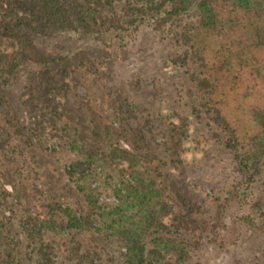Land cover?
<instances>
[{
    "label": "rangeland",
    "instance_id": "rangeland-1",
    "mask_svg": "<svg viewBox=\"0 0 264 264\" xmlns=\"http://www.w3.org/2000/svg\"><path fill=\"white\" fill-rule=\"evenodd\" d=\"M62 2L71 17L94 6L103 22L84 33L61 28L41 0H0V258L39 264L37 234L25 231L64 225L60 204L78 223L41 228L55 264H131L96 213L146 184L168 210L146 249L157 237L178 248L155 264H264V228L244 219L264 217V161L244 182L238 143L217 125L224 117L242 142L257 132L262 91L251 88L264 51L241 27H200L194 4L172 13L159 0ZM90 111L106 131L91 156Z\"/></svg>",
    "mask_w": 264,
    "mask_h": 264
},
{
    "label": "trees",
    "instance_id": "trees-1",
    "mask_svg": "<svg viewBox=\"0 0 264 264\" xmlns=\"http://www.w3.org/2000/svg\"><path fill=\"white\" fill-rule=\"evenodd\" d=\"M216 1L218 0H159L158 6L168 4L170 12L181 13L194 4L199 13L198 22L200 27L204 29L241 27L244 35H246L244 42L248 44V47L264 51V0H222L223 6L228 10L224 18L221 17L220 10L215 4ZM41 2L45 7L46 15L50 19L57 20L61 28H71L77 23L82 32L90 33L96 31L103 22L100 12L94 6H84L76 17H71L62 0H41ZM218 66H222V62H219ZM258 72L256 75L260 76L261 78L258 77V79L262 81L260 84L257 81L251 88V91H253L254 88L260 87L259 89L262 91L261 97L256 99L251 106L257 132L248 135V138L242 142L238 133H235V130L227 123L224 117L221 118L219 116L218 118L222 122L217 123L221 130L230 134L233 142L238 143L233 157L236 169L242 175L244 182H250L256 175L260 174L264 161V75H259ZM198 80L202 85L209 84L208 79L205 77ZM89 123L90 138L88 147L93 150L89 153V156H91L94 154V150H97L106 131L99 115L95 111L89 112ZM226 147L228 148L229 146L227 145ZM141 187L143 190L135 194L131 200L125 199L108 211L103 210L96 214L105 220L109 219L108 227L110 231L108 234L123 243L126 249V258L131 264H155L160 262V258L163 259L165 256L175 255V253L178 254V248L174 244H170L167 239L157 237L152 242V246L146 249L145 238L147 233L149 234L153 229L155 230L162 225L161 219L167 214L168 210L164 203H160V207L156 209L150 203V198L148 197V194L151 195V187L146 184L144 186L141 185ZM263 199L259 198V201L264 203ZM57 207V213L61 214L66 220L64 225L54 226L50 222H40L39 226L34 228L35 230L27 229L25 231V234L31 240H33L32 231L37 234L39 264H55L52 256V246L45 243L42 238L43 234L40 231L41 228L51 230L58 227L65 232L68 229L75 228L78 223V217L68 207L62 208L60 204H57ZM260 214L264 216V211H261ZM256 216H258V221H255L251 215L245 216L244 219L254 228L260 226L264 228V217H260L257 213ZM30 220L28 218L26 222L29 223ZM180 259L181 257L178 256L173 260H164L160 264H184ZM0 264L12 263L10 260L0 258Z\"/></svg>",
    "mask_w": 264,
    "mask_h": 264
}]
</instances>
